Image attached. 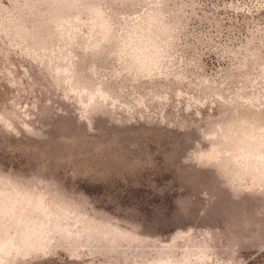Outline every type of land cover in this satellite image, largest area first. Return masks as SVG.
<instances>
[{
    "label": "rangeland",
    "instance_id": "1",
    "mask_svg": "<svg viewBox=\"0 0 264 264\" xmlns=\"http://www.w3.org/2000/svg\"><path fill=\"white\" fill-rule=\"evenodd\" d=\"M0 264H264V0H0Z\"/></svg>",
    "mask_w": 264,
    "mask_h": 264
}]
</instances>
